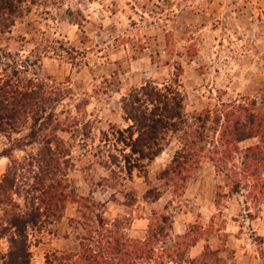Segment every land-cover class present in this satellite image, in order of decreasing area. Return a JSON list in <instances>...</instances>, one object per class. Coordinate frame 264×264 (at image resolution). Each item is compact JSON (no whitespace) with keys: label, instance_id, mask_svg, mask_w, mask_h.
Masks as SVG:
<instances>
[{"label":"rangeland","instance_id":"374dc122","mask_svg":"<svg viewBox=\"0 0 264 264\" xmlns=\"http://www.w3.org/2000/svg\"><path fill=\"white\" fill-rule=\"evenodd\" d=\"M22 8L10 31L0 32V52L29 59V77L64 90L57 110L61 118L78 119L75 136L60 133L70 146L67 181L77 196L96 204L91 215L139 240L166 217L172 227L160 251L176 242L174 264L201 259L204 249L208 264H264V196L254 199L257 191L239 161L218 172L200 159L190 171L166 175L182 146L173 135L153 161L139 162L129 175L114 167L110 174L98 148L104 133L126 127L121 99L148 82L177 83L189 119L205 112L213 119L222 106L236 104L248 110L241 116L264 118V0H28ZM256 144L258 139H248L239 148ZM8 149L0 136V176ZM79 210L67 203L59 219L30 232V264L78 254L84 235ZM198 229L193 246L181 239L189 231L197 238ZM5 248L1 241L0 253Z\"/></svg>","mask_w":264,"mask_h":264},{"label":"trees","instance_id":"16d2710c","mask_svg":"<svg viewBox=\"0 0 264 264\" xmlns=\"http://www.w3.org/2000/svg\"><path fill=\"white\" fill-rule=\"evenodd\" d=\"M27 1L0 0L1 33L15 25ZM35 1L29 0L31 4ZM29 62L18 55L0 52V136L9 144V149L2 154L9 162L0 176V242L6 245L0 253V264H30V232H39L59 219L67 203L80 208L84 235L79 239V252L47 256L44 264H174L176 242L172 250L160 251L159 243L169 238L172 227L166 217L151 223L143 239H130L118 232L117 224L108 229L98 214L91 215L96 204L76 195L67 181V172L72 167L70 146L60 133L75 136L78 119L61 118L64 113L57 109L65 98L64 90L29 77ZM176 86L173 82L161 86L148 82L121 99L126 127L111 129L100 139L99 151L106 154L99 156L104 167L110 174L114 173L111 170L114 167L129 175L132 168H139V162H151L158 157L169 137L178 135L182 146L164 174L175 176L178 170L190 171L198 166L200 159L222 172L237 160L253 181L252 192L257 191L254 199L257 194L264 196L261 178L264 175V118L252 113L241 116L248 110L236 104L222 106L214 112L213 119L210 112L189 119L184 97ZM83 128L87 127L83 125ZM253 138L258 139V144L239 148V144ZM32 145L36 151L26 150ZM15 151L23 152V156L12 157ZM246 176H242V187H246ZM239 187L235 184L234 190ZM192 233L181 236L190 247L201 236L200 229L196 231L197 238ZM207 255L204 249L201 259L187 257L186 264H208Z\"/></svg>","mask_w":264,"mask_h":264}]
</instances>
